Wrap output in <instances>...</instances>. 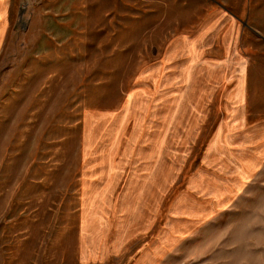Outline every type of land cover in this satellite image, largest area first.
Instances as JSON below:
<instances>
[{"label":"rangeland","instance_id":"1","mask_svg":"<svg viewBox=\"0 0 264 264\" xmlns=\"http://www.w3.org/2000/svg\"><path fill=\"white\" fill-rule=\"evenodd\" d=\"M0 264H264V0H12Z\"/></svg>","mask_w":264,"mask_h":264},{"label":"crops","instance_id":"2","mask_svg":"<svg viewBox=\"0 0 264 264\" xmlns=\"http://www.w3.org/2000/svg\"><path fill=\"white\" fill-rule=\"evenodd\" d=\"M11 1L12 0H0V53L7 43L9 2Z\"/></svg>","mask_w":264,"mask_h":264}]
</instances>
